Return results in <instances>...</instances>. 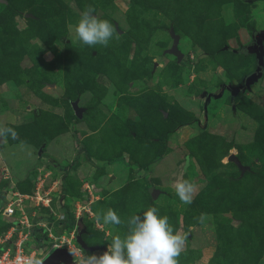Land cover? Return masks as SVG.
Masks as SVG:
<instances>
[{
  "label": "rangeland",
  "instance_id": "1",
  "mask_svg": "<svg viewBox=\"0 0 264 264\" xmlns=\"http://www.w3.org/2000/svg\"><path fill=\"white\" fill-rule=\"evenodd\" d=\"M89 5L119 40L71 42ZM263 27L264 0L0 1V127L17 133L0 137V231L44 228L39 248L25 242L38 257L69 255L78 234L88 255L127 230L97 213L156 207L186 236L178 264H264V71L220 92L254 69L240 48Z\"/></svg>",
  "mask_w": 264,
  "mask_h": 264
},
{
  "label": "clouds",
  "instance_id": "2",
  "mask_svg": "<svg viewBox=\"0 0 264 264\" xmlns=\"http://www.w3.org/2000/svg\"><path fill=\"white\" fill-rule=\"evenodd\" d=\"M119 40V35L113 24L106 19H100L92 6L80 13L77 23L71 26L69 39L72 43H80L92 48L97 45L107 47L112 39ZM17 133L11 128L0 127V137ZM174 191L179 200L186 205L193 202L195 186L186 179L174 184ZM200 223L205 220V214L198 218ZM94 220L104 225L121 226L126 224L123 235L115 234L106 243L102 252H92L79 255L74 250L68 253L75 257L73 264H178V257L185 250L186 236L175 231L166 215H159V209L148 207L140 213L129 216L126 220L111 208L97 213ZM16 264H44V257L22 256Z\"/></svg>",
  "mask_w": 264,
  "mask_h": 264
},
{
  "label": "water",
  "instance_id": "3",
  "mask_svg": "<svg viewBox=\"0 0 264 264\" xmlns=\"http://www.w3.org/2000/svg\"><path fill=\"white\" fill-rule=\"evenodd\" d=\"M252 39H253L252 43L241 48V52L243 54H248V53L253 54L255 59L254 69L243 76L240 84H235V85L221 84L220 92H222L223 89H226L230 92V95L233 96L237 92H242L243 90L247 89L251 82H253L255 79H257L262 75L264 71V50H263L264 27L261 29L254 30L252 32ZM177 41H178V37L176 35H173V41L169 48V52L174 54L177 60H180L182 58V54L177 48L176 45ZM233 51L236 52L237 50L233 49ZM72 108L74 109V115L76 117H79L80 109L76 106L75 102L72 103ZM227 159L235 164V166L239 171V175L242 174L243 171L249 169L248 166L241 165L233 154H229ZM151 193L152 195H155L156 192L152 190ZM75 240L79 245V247L84 250H92L98 247L96 245L87 246L79 235H76ZM44 264H73V261L67 253H63L57 256H52L49 253L44 256Z\"/></svg>",
  "mask_w": 264,
  "mask_h": 264
},
{
  "label": "built area",
  "instance_id": "4",
  "mask_svg": "<svg viewBox=\"0 0 264 264\" xmlns=\"http://www.w3.org/2000/svg\"><path fill=\"white\" fill-rule=\"evenodd\" d=\"M5 215L13 214V208L6 207L4 209ZM31 224L25 220V225L20 226L17 229L14 226H10L5 232L0 234V264H16V260L22 256H37L35 249L25 248V242L30 235ZM36 225V224H32ZM74 250L77 256L80 255V248H68L67 251ZM72 261L75 257H72Z\"/></svg>",
  "mask_w": 264,
  "mask_h": 264
},
{
  "label": "trees",
  "instance_id": "5",
  "mask_svg": "<svg viewBox=\"0 0 264 264\" xmlns=\"http://www.w3.org/2000/svg\"><path fill=\"white\" fill-rule=\"evenodd\" d=\"M254 31V30H253ZM252 31V32H253ZM224 48H228V46H224ZM238 51V50H237ZM240 52H241V48H240ZM242 53V52H241ZM243 54V53H242ZM212 96V95H211ZM195 120V119H194ZM185 124H187V123H185ZM181 125H184L183 123H178V126H181ZM172 130V129H171ZM161 143H162V146L164 147V145H165V141H164V136H162L161 137ZM162 153H163V148L158 152V156H160V155H162ZM6 228H7V225L3 228V229H1V231H0V233L2 232H4L5 230H6ZM38 229V230H37ZM44 230V228H42V227H36V226H33V227H31L30 228V232H29V234H30V236L32 237V243H31V246H35V248H39L40 247V242H39V232H42ZM78 235V234H77ZM80 236V235H79ZM82 249V248H81Z\"/></svg>",
  "mask_w": 264,
  "mask_h": 264
},
{
  "label": "flooded vegetation",
  "instance_id": "6",
  "mask_svg": "<svg viewBox=\"0 0 264 264\" xmlns=\"http://www.w3.org/2000/svg\"><path fill=\"white\" fill-rule=\"evenodd\" d=\"M251 40L253 41V39H252V36H251ZM252 41L250 42V44L252 43ZM225 88V87H224ZM227 92L229 93V95H230V92L227 90ZM231 96V95H230Z\"/></svg>",
  "mask_w": 264,
  "mask_h": 264
}]
</instances>
